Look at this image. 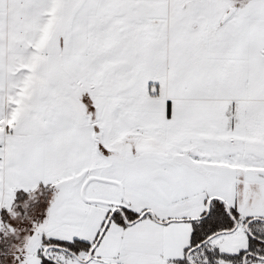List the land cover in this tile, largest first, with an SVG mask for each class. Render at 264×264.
Here are the masks:
<instances>
[{"label": "snow or ice", "instance_id": "obj_1", "mask_svg": "<svg viewBox=\"0 0 264 264\" xmlns=\"http://www.w3.org/2000/svg\"><path fill=\"white\" fill-rule=\"evenodd\" d=\"M0 264H264V0H0Z\"/></svg>", "mask_w": 264, "mask_h": 264}]
</instances>
